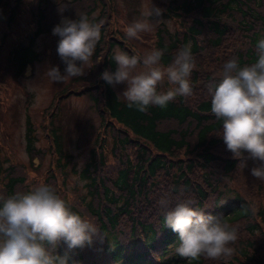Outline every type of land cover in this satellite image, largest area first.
Instances as JSON below:
<instances>
[{"label":"trees","instance_id":"16d2710c","mask_svg":"<svg viewBox=\"0 0 264 264\" xmlns=\"http://www.w3.org/2000/svg\"><path fill=\"white\" fill-rule=\"evenodd\" d=\"M22 1L0 0L4 35L20 16ZM76 1L82 0L28 2L32 28L8 49L7 73L11 78L23 77L24 68H31L39 59L36 37L52 33L61 16L70 13L67 14L70 19L76 20L86 14L97 22L92 17L93 8L97 1L104 8L107 0H88L85 12L72 13L70 10ZM64 7V12L59 11ZM160 9L161 16L173 22L174 27L168 30L162 22L158 24L152 47L164 50L161 64L166 67L180 48L191 44L197 61V68L191 74L193 94L187 98L176 97L166 108L149 106L143 113L135 107L129 108L126 100H118L100 77L105 68L110 72L116 69L111 54L115 46L130 55L133 53L123 42L107 35L104 21L87 75L72 80L85 85L72 89L70 82L60 89L49 105L47 119L46 139L50 143L47 148L55 158L51 165L59 176L62 170L66 178L69 174L75 175L82 193L75 195L73 203L68 202L65 191L56 189L54 169H49V174L39 181L26 179L29 171H37L40 166H34L33 159L47 154L37 146L39 133L26 116L22 138L28 168L16 173L13 163L0 153V197L26 194L46 184L70 203L73 211L90 218L101 237L94 239L91 246L71 251L61 243L56 254L63 256L67 251L68 264H264V234L259 226L264 222V180L251 175V168L256 166L254 161L248 160L247 167H239L240 161L227 150L220 136L222 121L211 112L209 93L210 84L222 78L227 61L235 57L243 67L258 60L257 43L264 39V0H167ZM227 20L239 25L234 38L228 35ZM3 38L0 37V42ZM96 58H99L98 64L94 62ZM56 59L65 70L62 60L57 56ZM170 87L165 79L158 85V91L166 92ZM85 91L92 108L97 106L100 120L98 128L83 117L73 121L71 134L75 143L92 145L89 158L75 171L70 167L71 156L63 149V125L50 124L51 118L58 122V116L63 115L61 104L65 99ZM108 157L111 160L106 163ZM59 180L65 185L63 175ZM76 180L71 188L74 191ZM223 184L228 187L223 189ZM161 198L168 200L167 207L160 205ZM189 199L195 201L194 207L206 214L221 216L225 223L237 229L238 239L231 245L234 249L231 256L217 260L201 256L190 261L177 254L179 236L165 226L164 215Z\"/></svg>","mask_w":264,"mask_h":264},{"label":"clouds","instance_id":"9594fccd","mask_svg":"<svg viewBox=\"0 0 264 264\" xmlns=\"http://www.w3.org/2000/svg\"><path fill=\"white\" fill-rule=\"evenodd\" d=\"M161 14L150 0L144 18L125 28L126 36L138 39L140 33L152 31L158 23L153 18ZM52 34L60 38L57 52L66 67L63 74L59 67H51L45 75L57 83L85 75V66L91 65L101 38V24L81 14L76 20L62 18ZM164 54L163 49H152L144 57L117 52L115 72L105 70L100 78L112 86L127 85L121 96L129 108L142 113L152 105L166 108L176 97L193 94L191 74L197 61L190 43L180 48L166 67L161 64ZM256 55L255 63L243 67L235 57L227 61L222 78L210 84L209 93L211 112L222 121L220 136L227 150L240 161L239 167L254 161L251 175L264 180V39L258 41ZM138 66L143 70L133 74ZM165 79L171 87L158 91ZM0 200V264H68L67 251L63 256L56 254L61 243L71 251L91 246L101 237L96 224L73 211L50 185L40 184L26 194ZM159 203L167 207L169 202L161 198ZM194 204L191 199L180 202L164 215L165 226L179 236L177 254L190 261L201 256L212 260L231 256L237 229Z\"/></svg>","mask_w":264,"mask_h":264},{"label":"rangeland","instance_id":"374dc122","mask_svg":"<svg viewBox=\"0 0 264 264\" xmlns=\"http://www.w3.org/2000/svg\"><path fill=\"white\" fill-rule=\"evenodd\" d=\"M29 1L30 0L22 1L21 7L19 8L20 16L15 22H12L8 31L4 32L5 35L3 34V31L5 30L4 23L0 22V37H4V41L0 42V153L2 156L6 157L9 162L13 163L16 173L24 172V169L27 171L28 164L23 149L24 140L22 138V134L24 129L23 122L25 117L28 116L30 121L35 124L36 130L39 133L37 146L42 148L43 152L46 151L47 154L43 155L41 158L33 159L34 166H37L38 164H40V166H38L37 171L34 170L35 172L29 171L26 179L32 178L35 179V181H39L44 175L49 174V169H54V180L57 186L56 189L59 191L64 190L68 202L73 203L75 195L77 196L78 193H82L80 182H77L75 175L72 174H69L66 178L65 172L62 170L65 185H61L59 177H62V175L59 176L57 170L53 165H51L52 160H55V158L51 157L52 155L47 148V144L48 146L50 145L49 141L46 139V132L48 130L47 119L50 116V104L55 100V96L57 93L59 94L60 89L65 87L70 82V87L72 89H76L78 86H83L85 84L79 81L76 84L73 83L72 80L78 77L70 78L63 83H57L51 81L45 75L46 71L51 67H59L61 73H64L61 63H59V60L57 62L56 59V56L58 59H61L59 58L60 56L57 52L60 38L53 35V32L43 33L42 35L36 37L35 45L36 49L40 53V57L38 60L33 62L31 68L29 66L24 68L23 77L11 78V75L7 73L8 65L6 58L8 49L11 48L15 42H17L18 38L21 37V34L27 31V29L32 28L30 17H28L27 14V4ZM55 1L57 2L59 0ZM86 1L88 0L74 2L75 5H73L70 12H85L88 8V3H86ZM166 1L167 0H151V3L160 9L161 4H164ZM149 2L150 0H107L105 7L102 8L101 2L97 1L95 7L93 8L92 17L97 18L96 23L102 24L105 21L108 27L107 35L118 41L121 38L128 50L130 49L134 55L144 57L153 49V33L157 28L156 26L162 22L163 26L168 30H172L174 27L173 22L160 15L159 17L153 18L154 20H158V23H156L152 31L140 33L138 39H129L125 34V28L134 21L144 18L143 12L145 11V6L148 5ZM22 8L23 10H21ZM59 11L64 12L65 7L59 8ZM67 14L60 17L58 24L61 22L62 18L70 19ZM227 21L230 27L228 35L229 37L234 38L239 30V25L234 20ZM117 52L121 51L117 46H115L111 51L113 58ZM94 62L95 64H98L99 58H96ZM89 66L90 65L85 66L84 77L88 73ZM116 67L117 65L115 63V68ZM105 70L109 71L108 68H105ZM142 70V66H138L137 69L134 70L133 74ZM109 87L114 91L118 100H125L121 95L126 90V84L122 83L115 86L109 85ZM61 106L63 109V115L58 116V122H54L55 119L51 118L50 125H58L59 122L63 125L62 132H64L65 136L63 145L65 148L63 149L72 158L70 167L72 166L75 171H78L82 164L89 158V151L92 145L88 143L80 146L75 143V137L71 134V132H73V121L75 118L83 117L91 120L95 128H98L100 119L98 113L96 112L97 106L96 109L94 107L92 108V104L88 100L86 91L84 93H80L79 96L71 95L62 102ZM101 106L102 103L99 107ZM110 160L111 159L108 157L106 163L110 162ZM68 167L69 165L66 169H68ZM75 180L77 185L76 191L71 189ZM227 187L228 185L223 184V189ZM255 199L259 200V198ZM258 216H255V218ZM259 226L262 227L260 231L264 234V222L263 224L259 223Z\"/></svg>","mask_w":264,"mask_h":264}]
</instances>
